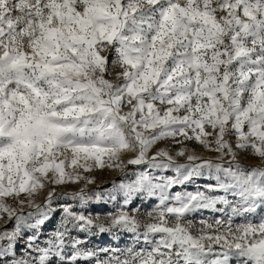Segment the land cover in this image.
Returning <instances> with one entry per match:
<instances>
[{
  "label": "snow or ice",
  "instance_id": "obj_1",
  "mask_svg": "<svg viewBox=\"0 0 264 264\" xmlns=\"http://www.w3.org/2000/svg\"><path fill=\"white\" fill-rule=\"evenodd\" d=\"M0 222V264H264V0H0Z\"/></svg>",
  "mask_w": 264,
  "mask_h": 264
},
{
  "label": "rangeland",
  "instance_id": "obj_2",
  "mask_svg": "<svg viewBox=\"0 0 264 264\" xmlns=\"http://www.w3.org/2000/svg\"><path fill=\"white\" fill-rule=\"evenodd\" d=\"M197 151H202V150L197 148ZM203 154L204 155H214L213 153H207V152H204ZM241 159L245 163L256 164V163L260 162L257 158H255L254 156H252L250 154H243ZM128 171H130V169H125L123 172L120 171L119 169H107V168L94 170L92 173L88 174L89 176L95 178L94 183L88 185V190L89 191L96 190V191L102 192L106 188H111L112 182L115 181V182L119 183L125 177V173ZM79 187H83V185L81 184V185L73 186L69 190H76ZM41 199H42V197H41ZM118 199H119V197H118ZM109 210H110V208L106 203H101L99 206L94 205L90 209V211H92L94 214L96 212L104 213V212H107ZM58 215H59V213H57V217H58ZM196 219H199V217H196ZM0 223H2V222H0ZM8 226L11 227V224H9ZM52 226L53 225L50 224V225H48V228H51ZM92 242L98 246H103L104 244L110 242V238L108 236H101L99 239L93 238ZM120 243L122 244L123 241H120Z\"/></svg>",
  "mask_w": 264,
  "mask_h": 264
}]
</instances>
